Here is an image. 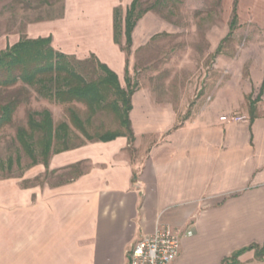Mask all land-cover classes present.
I'll use <instances>...</instances> for the list:
<instances>
[{"label": "crops", "instance_id": "crops-1", "mask_svg": "<svg viewBox=\"0 0 264 264\" xmlns=\"http://www.w3.org/2000/svg\"><path fill=\"white\" fill-rule=\"evenodd\" d=\"M114 1L64 0L62 16L29 26L25 39L51 37L55 51L80 61L93 55L125 89V13L123 41L119 35L115 43ZM141 28L130 47L143 43L148 27ZM251 81L258 94L245 120L220 121L235 115L228 108L178 126L171 106L135 88L132 141L88 142L52 155L51 176L81 164L66 182L0 179V264H127L132 247L163 227L181 237L172 264H222L250 246L236 264H264V251L257 257L264 245V64ZM34 167L45 177L43 165Z\"/></svg>", "mask_w": 264, "mask_h": 264}, {"label": "rangeland", "instance_id": "rangeland-1", "mask_svg": "<svg viewBox=\"0 0 264 264\" xmlns=\"http://www.w3.org/2000/svg\"><path fill=\"white\" fill-rule=\"evenodd\" d=\"M130 2L114 1L121 23V41L122 21ZM139 7L147 12L133 30H140V35L144 30L141 25L148 27L143 43L135 49L120 42L131 87L148 89L156 104L171 106L177 126L228 108L235 115L227 117V122L245 120L248 100L258 94L251 75L264 64V0H139ZM233 9L237 23L229 38L222 41ZM63 11L64 0H0V51L18 38L25 39L29 26L59 18ZM83 76L89 81L98 74L88 66ZM13 100L16 109L12 121L0 129V179L33 181L37 176L41 183L53 185L74 177L70 172L44 177V173H36L35 167H28L29 160L20 149L15 132L18 127H26L31 113L49 110L55 124L69 123L70 107L82 121L88 120L85 127L91 137L109 131L123 132L110 111L89 117L83 105H56L22 85L0 88V107ZM72 134L70 145L87 142L73 128Z\"/></svg>", "mask_w": 264, "mask_h": 264}, {"label": "trees", "instance_id": "trees-1", "mask_svg": "<svg viewBox=\"0 0 264 264\" xmlns=\"http://www.w3.org/2000/svg\"><path fill=\"white\" fill-rule=\"evenodd\" d=\"M147 12L141 10L139 0H132L125 12L124 38L126 48L131 45V33L135 23ZM237 23L236 9L232 10V18L229 25L230 36ZM121 27L117 19V10L113 15V36L118 43ZM92 66V70L98 74L96 79L85 80L83 72L86 67ZM126 88H122L116 74L106 65L101 64L95 56L91 55L86 60H76L73 57L55 51L51 47V37L35 40L20 39L16 44L7 46L0 51V88L8 89L16 85L36 90L37 94L46 100L53 101L57 105L80 104L86 108L89 117L100 112L110 111L115 115L123 132H105L96 137L87 134L85 122L82 121L76 111L67 108L69 123L55 124L49 110H42L28 115L26 127H18L15 138L20 149L29 160L28 167L43 165L46 169L45 177L53 172H48V161L54 154L69 151L83 146L85 143L70 145L72 128L83 136L87 142H109L118 137H127L132 141V132L128 114L131 110L132 88L130 81L125 79ZM16 109V101H10L0 107V129L9 125ZM10 162V161H9ZM80 163L67 169L74 174V179L81 174ZM36 179L35 181H38ZM234 253L222 264H236V257L243 251ZM264 251L257 253L260 257Z\"/></svg>", "mask_w": 264, "mask_h": 264}, {"label": "built area", "instance_id": "built-area-1", "mask_svg": "<svg viewBox=\"0 0 264 264\" xmlns=\"http://www.w3.org/2000/svg\"><path fill=\"white\" fill-rule=\"evenodd\" d=\"M220 121L227 122L229 118L221 117ZM180 245L181 237L168 227L157 229L132 247L127 264H172L179 255Z\"/></svg>", "mask_w": 264, "mask_h": 264}]
</instances>
